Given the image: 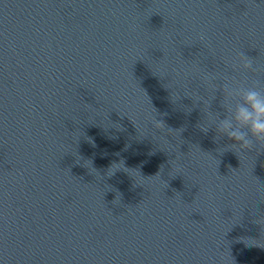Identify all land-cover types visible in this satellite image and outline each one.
Returning a JSON list of instances; mask_svg holds the SVG:
<instances>
[{
  "label": "water",
  "instance_id": "95a60500",
  "mask_svg": "<svg viewBox=\"0 0 264 264\" xmlns=\"http://www.w3.org/2000/svg\"><path fill=\"white\" fill-rule=\"evenodd\" d=\"M226 76L264 85V0H0V264H264Z\"/></svg>",
  "mask_w": 264,
  "mask_h": 264
},
{
  "label": "clouds",
  "instance_id": "9594fccd",
  "mask_svg": "<svg viewBox=\"0 0 264 264\" xmlns=\"http://www.w3.org/2000/svg\"><path fill=\"white\" fill-rule=\"evenodd\" d=\"M241 58L242 68L254 72L252 58L243 53ZM217 91L223 98L219 109L213 111L208 104L210 122L199 125V130L205 135L213 131L214 142L226 139L229 148L237 151L264 146V85L258 80L249 82L226 76Z\"/></svg>",
  "mask_w": 264,
  "mask_h": 264
}]
</instances>
